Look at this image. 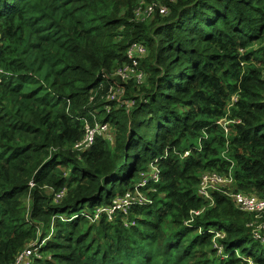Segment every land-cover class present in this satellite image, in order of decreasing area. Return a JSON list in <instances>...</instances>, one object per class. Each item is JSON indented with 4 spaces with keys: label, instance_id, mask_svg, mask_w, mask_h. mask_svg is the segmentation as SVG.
I'll return each instance as SVG.
<instances>
[{
    "label": "trees",
    "instance_id": "trees-1",
    "mask_svg": "<svg viewBox=\"0 0 264 264\" xmlns=\"http://www.w3.org/2000/svg\"><path fill=\"white\" fill-rule=\"evenodd\" d=\"M235 193L264 199V0H0V264H264Z\"/></svg>",
    "mask_w": 264,
    "mask_h": 264
},
{
    "label": "built area",
    "instance_id": "built-area-1",
    "mask_svg": "<svg viewBox=\"0 0 264 264\" xmlns=\"http://www.w3.org/2000/svg\"><path fill=\"white\" fill-rule=\"evenodd\" d=\"M152 7L153 5H149L145 11L147 13H150L152 11ZM140 8L137 9V11H139ZM164 11V8L160 9V12L163 13ZM145 52V47L142 44L132 43L126 52V56L129 60H131V63L123 64L122 66L118 67L114 71V75L120 78L121 80H132L135 83L140 84L144 80V73L143 70L139 67V62L137 61L136 57L140 59L145 54ZM110 96L113 97L111 90L109 91L108 96H106V99L108 97L111 98ZM106 129V123L97 122L94 126L86 124L84 136L82 140L75 145V147L80 150L88 148L93 144L96 135L101 134ZM156 178L157 176H155L154 179ZM146 180L147 179H144L142 185L140 186L143 187L146 183ZM200 182L201 183L199 193L208 197V188L213 187L215 184L225 182V179L220 176H216L214 173H207L203 174L202 177H200ZM231 196L234 197L235 203L240 210L253 213L255 214L256 218L261 217V214L264 211V199H259L251 194L247 195L243 193H235L231 194ZM137 203L141 205H150L152 202L145 195H143V193H140L139 191H136L133 194L131 192H127L123 196L115 198L109 206L99 209L95 213V217H98L99 215H102L101 213H104L109 218H111L114 212H125L129 207L133 205H138ZM262 227V224L256 223L255 227H253L252 233L255 238L260 239L261 242L264 243V238H261L259 234V230ZM31 246L32 245H30V247ZM35 253V249L27 248L16 256L15 261L12 264H31L32 256ZM245 264H254V262L253 260L248 259Z\"/></svg>",
    "mask_w": 264,
    "mask_h": 264
},
{
    "label": "rangeland",
    "instance_id": "rangeland-1",
    "mask_svg": "<svg viewBox=\"0 0 264 264\" xmlns=\"http://www.w3.org/2000/svg\"><path fill=\"white\" fill-rule=\"evenodd\" d=\"M106 125H108L107 123H106ZM158 173V171H154V173H153V168L152 169H150V171L148 172V176L147 177H145L146 175H142V177L140 178V179H138L137 180V182H138V185L140 186V185H142V183H143V180H144V178H155V176H156V174ZM137 184V183H136ZM135 184V185H136ZM129 192H130V190H129ZM123 196V195H122Z\"/></svg>",
    "mask_w": 264,
    "mask_h": 264
}]
</instances>
